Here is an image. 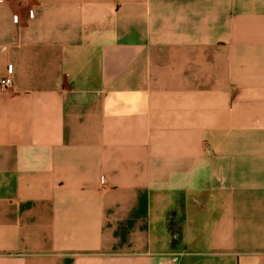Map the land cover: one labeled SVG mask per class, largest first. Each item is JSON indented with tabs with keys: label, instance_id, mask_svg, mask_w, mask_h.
Instances as JSON below:
<instances>
[{
	"label": "crops",
	"instance_id": "obj_1",
	"mask_svg": "<svg viewBox=\"0 0 264 264\" xmlns=\"http://www.w3.org/2000/svg\"><path fill=\"white\" fill-rule=\"evenodd\" d=\"M6 75L0 264H264V0H0Z\"/></svg>",
	"mask_w": 264,
	"mask_h": 264
},
{
	"label": "built area",
	"instance_id": "obj_2",
	"mask_svg": "<svg viewBox=\"0 0 264 264\" xmlns=\"http://www.w3.org/2000/svg\"><path fill=\"white\" fill-rule=\"evenodd\" d=\"M30 14V12H29ZM13 85L12 77L10 75L0 77V88L3 90L10 89Z\"/></svg>",
	"mask_w": 264,
	"mask_h": 264
}]
</instances>
